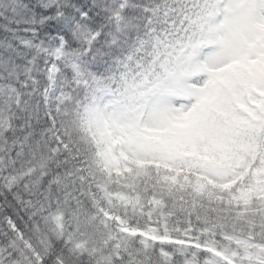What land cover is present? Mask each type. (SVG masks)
Instances as JSON below:
<instances>
[{
    "label": "snow or ice",
    "instance_id": "1",
    "mask_svg": "<svg viewBox=\"0 0 264 264\" xmlns=\"http://www.w3.org/2000/svg\"><path fill=\"white\" fill-rule=\"evenodd\" d=\"M0 264H264V0H0Z\"/></svg>",
    "mask_w": 264,
    "mask_h": 264
}]
</instances>
